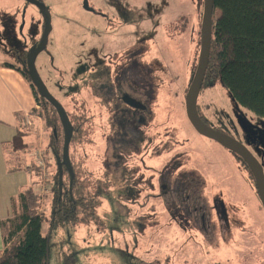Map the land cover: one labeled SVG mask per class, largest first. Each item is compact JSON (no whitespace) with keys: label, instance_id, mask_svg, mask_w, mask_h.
Masks as SVG:
<instances>
[{"label":"rangeland","instance_id":"rangeland-1","mask_svg":"<svg viewBox=\"0 0 264 264\" xmlns=\"http://www.w3.org/2000/svg\"><path fill=\"white\" fill-rule=\"evenodd\" d=\"M86 1L90 10L83 0H42L51 30L35 66L74 125L82 126L69 144L72 163L88 185L107 175L110 186L97 209L103 227L96 221L52 225L53 128L36 114L38 104L32 125L22 119L24 131L32 134L23 150L31 182L34 167L41 172L34 190L46 214L49 264H264V210L247 165L198 134L185 114L203 0ZM43 23L34 4L0 0V60L23 66ZM127 98L142 107L128 106ZM197 105L206 124L244 143L264 172V118L219 84L202 88ZM51 125L56 148L62 130L58 121ZM10 153L15 167L11 148ZM191 176L202 180L206 197L220 201L207 227L219 217L223 234L195 226L165 193L166 183L172 188ZM15 177L27 183L25 172ZM14 216L12 211L9 218Z\"/></svg>","mask_w":264,"mask_h":264},{"label":"trees","instance_id":"trees-1","mask_svg":"<svg viewBox=\"0 0 264 264\" xmlns=\"http://www.w3.org/2000/svg\"><path fill=\"white\" fill-rule=\"evenodd\" d=\"M213 10V14L217 11L218 15L213 18L208 66L202 88L219 84L230 92L240 106L264 118V0H214ZM16 69L30 84L35 104L41 107L40 111H36V106L31 110V118L36 111V114L45 120L46 125L53 128L52 136L55 140L54 125L51 124L58 121L62 130L60 147L57 141L55 148L51 139L56 165V171L50 180V192L53 197L49 214L52 225L62 226L69 222L87 224L96 221L103 227L97 209L101 204L103 190L110 186L108 176L95 179L89 184L92 187H89L84 177H81L82 170H77L69 157L70 175L61 162L63 129L56 110L32 84L26 65ZM198 114L200 116L199 109ZM200 118L208 126L202 116ZM70 122L73 141L76 135L81 134L82 126L74 125L71 119ZM25 134L22 123L20 131L11 142L14 150H25L26 144L22 140ZM248 173L254 180L249 168ZM32 176L35 179L12 198L11 209L15 216L0 221L4 244L0 251V264H49L50 234L49 231L44 233L42 230L46 214L40 211L39 194L34 190L35 186L41 184V172L34 167ZM255 188L257 191L256 183Z\"/></svg>","mask_w":264,"mask_h":264},{"label":"water","instance_id":"water-1","mask_svg":"<svg viewBox=\"0 0 264 264\" xmlns=\"http://www.w3.org/2000/svg\"><path fill=\"white\" fill-rule=\"evenodd\" d=\"M38 8L43 7V3L38 0H26ZM83 5L86 9L90 10L86 0H83ZM214 9V0H203V11L201 17L200 25V49L197 59V64L195 67L194 74L188 86L184 105H185V114L194 130L209 139H212L219 143L224 148L228 149L230 152L237 155L249 168L254 181L257 186L258 196L262 207L264 209V172L261 164L249 151L246 145L235 138L217 132L212 128L206 126L199 114L197 108V98L199 92L202 88L205 72L208 66V59L211 46V37H212V24H213V10ZM45 15V27L43 34L37 45L32 46L26 56V68L28 75L32 84L36 87L39 94L45 98L52 107L56 110V113L59 117L62 129H63V146H62V163L67 168L68 172L71 175L70 168V159H69V144L72 138V124L70 119L61 105V103L54 98V96L48 91L46 85L44 84L42 78L40 77L36 66L35 60L37 55L44 50L48 42V35L51 30L50 24V13L47 9H43ZM59 189L61 190V175H59Z\"/></svg>","mask_w":264,"mask_h":264},{"label":"crops","instance_id":"crops-1","mask_svg":"<svg viewBox=\"0 0 264 264\" xmlns=\"http://www.w3.org/2000/svg\"><path fill=\"white\" fill-rule=\"evenodd\" d=\"M5 64L9 65L0 60V221L10 217L12 198L17 195L22 186L29 185L31 182V174L26 168L28 166L26 152L14 150L11 142L20 131L22 118L29 116L36 106L28 81L16 68L5 66ZM31 135L26 132L22 136L26 144L25 149L28 148ZM9 148L13 150L17 160L15 167H12L11 160L8 159V155L12 157V154H9ZM22 171L26 174L27 183L19 184L15 175ZM2 233L0 225V251L4 248Z\"/></svg>","mask_w":264,"mask_h":264},{"label":"flooded vegetation","instance_id":"flooded-vegetation-1","mask_svg":"<svg viewBox=\"0 0 264 264\" xmlns=\"http://www.w3.org/2000/svg\"><path fill=\"white\" fill-rule=\"evenodd\" d=\"M38 1L42 2V0H38ZM43 9H46L44 5L42 8H40L41 13H43ZM44 27H45V15H44L43 28ZM25 62L24 64L26 65ZM100 69L101 70L105 69V71L109 70L107 66L106 67L101 66ZM128 74L130 78H134V73L130 72ZM130 81L133 84V80H130ZM124 102L127 103L128 106H131L133 108L142 107L141 103L131 98L125 99ZM203 188H204V184L202 180H200L199 178L195 176H191V178H188V177L182 178V180L180 181V185L177 182H175L172 188L168 186V183H166L165 193L170 195L169 200H172L174 203H176L177 205H179V207L183 209L184 214L187 217H190V221L194 223L195 226L198 223L199 226L205 232L209 228L210 231H213V232L218 231L219 233L223 234L224 233V230L222 229L223 224H222V220L219 217H215L216 218L215 222L212 221L211 223L208 224V227H207V222L210 219L211 214H215L213 211L214 207H212L213 204L215 205V208H217L221 206V203L219 200L213 201L212 200L213 196L211 197V195L206 197V195L203 193ZM211 201H212V205H210ZM261 208L263 209L262 204H261ZM185 209L188 212H186ZM216 214H219V212H216ZM217 221H220V223ZM261 261L263 260L261 259Z\"/></svg>","mask_w":264,"mask_h":264},{"label":"built area","instance_id":"built-area-1","mask_svg":"<svg viewBox=\"0 0 264 264\" xmlns=\"http://www.w3.org/2000/svg\"><path fill=\"white\" fill-rule=\"evenodd\" d=\"M30 115L29 116H27L26 118H25V120H24V125H30L31 124V120H30Z\"/></svg>","mask_w":264,"mask_h":264}]
</instances>
